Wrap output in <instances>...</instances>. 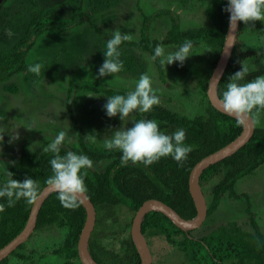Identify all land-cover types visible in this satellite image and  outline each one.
<instances>
[{
  "label": "trees",
  "instance_id": "16d2710c",
  "mask_svg": "<svg viewBox=\"0 0 264 264\" xmlns=\"http://www.w3.org/2000/svg\"><path fill=\"white\" fill-rule=\"evenodd\" d=\"M0 0V81L6 80L16 74L24 73L28 67V55L42 34H55V40L49 37V45L66 51L69 56L73 51L68 50L65 31L80 25L82 22L89 24L94 32L98 30L89 13L81 10V0H24L30 3V7L16 17L13 13L3 9ZM115 0H101L106 7L112 6ZM203 12L206 22L194 27H180L176 13L169 10H157L152 15H143L140 28V38L130 39L121 45L134 47L140 51L148 52L153 56L157 44L174 45L179 47L185 39H190L194 46H203L211 55L207 71L198 79L197 83L202 92L199 105L201 112L192 116L170 110L165 106L156 104L150 112H137L132 121L139 119H155L160 129L168 134L178 129H184L186 133L185 144L191 147L188 158L183 162H177L169 157H163L150 166L143 164H122L118 150H108L91 146L88 142L85 127L79 123L74 111V90H86L92 93L104 92L112 96L127 94L130 90L112 88L103 84H96L95 78L72 82L68 91L65 107L70 120L71 129L76 133V141L72 144L64 141L61 146V155L67 151L87 155L92 163H104L98 168L91 166L83 169L87 196L93 203L96 214V222L111 215L112 207L122 205L131 211H136L141 203L147 199H159L172 207L181 217L189 219L196 213V209L188 190V176L190 170L204 156L221 148L242 130L236 119L215 109L207 99L206 88L212 68L221 51L227 26L228 13L224 10L226 0H203ZM64 7L71 11L68 20L61 16L65 13ZM33 8V9H32ZM171 16L170 28L161 41L151 38L147 34V24L151 18L161 15ZM111 16L114 14L111 12ZM243 22L239 23L238 33L232 54L221 76L217 93L222 99L226 90L228 78L240 70L246 59L256 56V51L239 46L238 35ZM258 34L264 36V23L256 21L248 24ZM96 39V34L92 36ZM77 40L78 49H86L88 44ZM59 51V50H58ZM99 54L101 51L98 52ZM122 70H129L132 57H125ZM160 73L162 68L159 60H154ZM90 62V61H88ZM187 68V66H186ZM43 71L36 75L40 78ZM31 74H28V76ZM258 75H264V69L249 71L241 83H245ZM8 85V84H7ZM13 85V84H11ZM74 85V86H72ZM6 89L9 87H5ZM72 97V98H71ZM264 112V110H261ZM255 110L251 114H255ZM41 143L35 150H29L22 146L19 157L5 160L0 158V164L5 163L12 173L11 178L22 180L26 176L37 181L41 190L46 185L47 178L52 175L50 159L53 154L45 152L47 146ZM264 163V127L254 125L251 138L232 155L208 166L199 177V184L205 193L207 203L206 219L217 209L222 199L226 196L240 198L235 192L234 185L238 178L253 172ZM5 172L0 174V186L7 183ZM40 192V191H39ZM4 204V210L0 211V248L9 242L24 226L30 207L24 199L16 201L11 207L7 206L6 198H0ZM246 210L249 212V220L252 231L242 228V225L234 221L219 223L205 233L196 235L195 230L183 231L173 224L163 213L157 211L148 212L141 224V232L147 240L156 236L163 237L165 242L176 249L187 264H264V233L259 229L255 214L250 210V203L246 199ZM97 213V212H96ZM85 211L82 205L69 208L61 203L57 192H52L43 201L36 218L34 231L29 238L18 245L8 256L0 261V264H12L13 262H25L28 256L20 251L26 247L30 237L44 228L57 227L63 229L62 236L52 249L55 257L61 260L55 264H81L77 254V240L83 226ZM205 220L201 226L206 224ZM130 224L125 225L126 232L119 238V251L108 249L99 238H89V251L93 258L100 264H140L139 255L130 237ZM200 227L198 228V230ZM197 230V231H198ZM35 264V263H34ZM40 264V263H38ZM150 264H170L153 261Z\"/></svg>",
  "mask_w": 264,
  "mask_h": 264
},
{
  "label": "rangeland",
  "instance_id": "374dc122",
  "mask_svg": "<svg viewBox=\"0 0 264 264\" xmlns=\"http://www.w3.org/2000/svg\"><path fill=\"white\" fill-rule=\"evenodd\" d=\"M203 4V0H115L112 6L106 7L101 4V0H81L82 12L90 14L89 18L98 30L94 32L89 24L82 22L65 31L62 37H65L67 43L65 47L73 51L71 56L56 45L53 47L49 45V37L55 40L57 37L55 34H42L29 52L28 67L24 73L0 81V153H2L0 158L10 160L19 157L22 146L35 150L41 143L51 142L61 131L65 132L64 141L74 143L76 133L71 129L65 107L67 91L72 82H80L89 77L95 78L97 85L103 84L133 91L141 74H147L152 78L153 91L159 97L158 104L187 116L201 112L202 106L199 103L202 92L197 81L207 71L211 60L210 53L203 46H194L193 55L187 58L183 66H178L177 63L162 65L158 59L162 68L160 73L157 68L158 63H155L151 54L121 45L120 59L132 57V62L127 64L130 69L121 70L114 76L99 78L97 72L104 60L103 50L106 41L114 31L127 32L131 35V39L137 40L140 38L143 15H152L160 9L176 13L180 27L199 26L206 22ZM28 7L30 3L24 0H6L3 3V9L13 13L15 17L26 11ZM64 10L65 13L61 17L68 20L71 7L68 10L64 7ZM111 12L114 16H111ZM170 24L171 16L167 14L151 18L147 24V34L161 41L169 30ZM94 34L96 39L92 37ZM1 35L0 33L1 39L5 37ZM80 37L90 42L86 49H78L77 40ZM84 40L79 42L84 44ZM238 42L240 48H251L256 51L255 57L244 61L249 71L264 69V63L261 62L264 61V36L258 34L248 24H244L238 35ZM162 47L167 52L178 48L174 45H162ZM99 51H101L100 54ZM37 63L40 65V71H43L40 78H35L32 75L37 73L28 70L30 65L34 66ZM28 74L31 75L28 76ZM90 93L97 96H88L87 94ZM107 96L109 95L100 91L92 93L86 90H74L73 108L79 119L78 122L87 131L91 146L104 148L113 131L128 127L134 116L130 115L123 121L118 115L108 117L103 109ZM252 118L254 125L264 127V112H256ZM16 133L19 134V138L13 140L12 136ZM103 164L93 162L92 166L98 168ZM2 172H5L8 180L11 179L9 167L4 162L0 164V174ZM201 189L205 196L207 189L202 187ZM234 189L240 198L233 199L228 196L223 198L209 218H205L207 221L204 227L201 226L202 223L199 226L200 229L198 230L199 227L194 229L193 233L196 235L205 233L215 225L227 221L237 222L243 229L252 231L249 212L246 210V199L250 203L251 212L255 214L259 229L264 233V163L253 172L238 178ZM112 212L98 222L95 220L90 237L99 238L108 249L119 251V238L126 232L125 225L131 223L134 211L122 205H116L112 207ZM62 232L63 229L57 227L37 231L30 237L26 247L20 251L28 256L26 263L23 261L14 263L12 259V264H55L60 261L61 258H56L52 249L54 243L61 238ZM150 244L148 246L153 261L187 264L181 254L170 247L163 237L151 238Z\"/></svg>",
  "mask_w": 264,
  "mask_h": 264
},
{
  "label": "clouds",
  "instance_id": "9594fccd",
  "mask_svg": "<svg viewBox=\"0 0 264 264\" xmlns=\"http://www.w3.org/2000/svg\"><path fill=\"white\" fill-rule=\"evenodd\" d=\"M224 10L229 13L228 36L235 35L240 22L246 25L256 21L264 23V0H226ZM130 39L129 33L114 31L106 41L103 50L104 60L97 72L98 78L114 76L121 72L124 65L120 59L119 48L122 42ZM232 45L226 44L225 51L227 52ZM192 50L193 42L190 39H185L178 48L171 52H167L162 45L157 44L152 59H159L162 65L177 63L178 66H183L187 58L193 55ZM261 62L264 63V61ZM28 70L39 73L40 65L38 63L34 66L30 65ZM248 72L249 68L242 64L241 69L228 78L226 90L223 91L220 101L224 112L233 116L238 125L245 124L254 110L257 113L264 110V75H258L241 83ZM87 95L97 96L91 93ZM158 103L159 97L153 91L152 78L147 74H141L136 82L135 90L127 94L107 96L103 109L108 117L118 115L123 121L137 112H150ZM64 137L65 132L61 131L43 149L53 154L49 161L52 175L47 178L46 184L57 192L64 206L76 208L87 192L82 170L90 168L92 161L87 155L73 151H67L66 154L61 155ZM18 138V133L12 136L13 140ZM185 140L186 133L182 128L168 134L160 129L155 119H139L133 121L130 127L115 129L106 141L105 147L108 150H118L124 165L131 162L150 166L161 158L169 156L183 163L191 151V147L185 144ZM11 174L9 171L10 176ZM39 191L37 181L30 176L22 180L11 178L5 185L0 186V198H6L9 207L21 199L31 204L38 200ZM4 207L5 205L0 203V211H3Z\"/></svg>",
  "mask_w": 264,
  "mask_h": 264
},
{
  "label": "water",
  "instance_id": "95a60500",
  "mask_svg": "<svg viewBox=\"0 0 264 264\" xmlns=\"http://www.w3.org/2000/svg\"><path fill=\"white\" fill-rule=\"evenodd\" d=\"M239 28V27H238ZM238 29L233 36L229 35V13L227 18V26L224 35L223 44L214 67L211 70L207 88L206 96L210 104L218 111L224 112L220 103L221 98L217 93V86L224 70L228 64L232 50L234 48ZM226 44H233L231 48L226 52L224 47ZM231 116V115H229ZM233 117V116H231ZM234 118V117H233ZM254 131V121L251 116L247 118L245 124L242 125V130L233 140L222 146L221 148L211 152L204 156L190 170L188 176V190L192 201L194 203L196 213L193 217L186 219L181 217L172 207L164 203L159 199L150 198L141 203L138 209L134 212V215L130 224V237L135 246V249L140 258V264H150L152 262V255L148 246V243L141 232V224L145 215L150 211H157L163 213L174 225L179 227L183 231H189L197 229L205 220L207 213V203L205 196L203 195L201 186L199 184V177L203 170L208 166L232 155L240 147H242L252 136ZM54 191L47 184L40 190L38 200L33 202L27 220L23 228L4 246L0 248V261L8 256L18 245L25 242L34 231L36 225V218L38 211L43 201ZM85 211V218L83 226L80 230L77 240V254L81 264H100L98 263L89 251V238L93 230L96 220V210L93 203L85 193L83 199L79 202Z\"/></svg>",
  "mask_w": 264,
  "mask_h": 264
}]
</instances>
